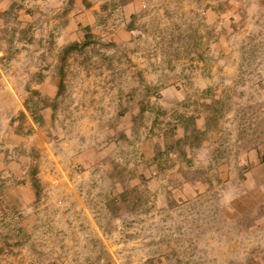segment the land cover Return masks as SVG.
<instances>
[{
  "label": "rangeland",
  "instance_id": "374dc122",
  "mask_svg": "<svg viewBox=\"0 0 264 264\" xmlns=\"http://www.w3.org/2000/svg\"><path fill=\"white\" fill-rule=\"evenodd\" d=\"M0 264H264V0H0Z\"/></svg>",
  "mask_w": 264,
  "mask_h": 264
}]
</instances>
